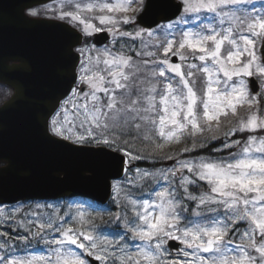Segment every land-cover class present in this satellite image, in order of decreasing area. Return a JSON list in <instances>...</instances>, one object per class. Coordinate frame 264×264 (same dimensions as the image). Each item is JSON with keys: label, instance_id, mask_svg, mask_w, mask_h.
<instances>
[{"label": "snow or ice", "instance_id": "snow-or-ice-1", "mask_svg": "<svg viewBox=\"0 0 264 264\" xmlns=\"http://www.w3.org/2000/svg\"><path fill=\"white\" fill-rule=\"evenodd\" d=\"M62 4L32 127L103 195L0 203V264H264V0ZM9 87L0 114L25 94Z\"/></svg>", "mask_w": 264, "mask_h": 264}, {"label": "water", "instance_id": "water-1", "mask_svg": "<svg viewBox=\"0 0 264 264\" xmlns=\"http://www.w3.org/2000/svg\"><path fill=\"white\" fill-rule=\"evenodd\" d=\"M50 1L0 0V75L18 73L25 90L17 107L0 114V157L10 162L9 177L0 188L5 193L0 195L2 204L55 199L68 191L83 193L79 197L90 200L103 195L94 190L86 173L80 174L77 157L43 146L32 127V100L44 93L46 81L54 78L64 59L57 42L60 29L55 27L64 22L39 18L26 23L20 19L19 9L28 5L26 12ZM98 37L94 40L98 46L109 40L106 33ZM58 171L65 175L62 183L58 182Z\"/></svg>", "mask_w": 264, "mask_h": 264}, {"label": "rangeland", "instance_id": "rangeland-1", "mask_svg": "<svg viewBox=\"0 0 264 264\" xmlns=\"http://www.w3.org/2000/svg\"><path fill=\"white\" fill-rule=\"evenodd\" d=\"M63 6L62 4V0H56L55 2L53 3H50V4H47V5H43V6H36L32 9L34 10H37L39 12V16H45V17H52L53 16V12L55 11L57 14L60 10V8ZM127 30H132V29H127ZM89 43H93L92 40L89 41ZM109 44V43H108ZM10 93V91L7 89V92H6V96ZM3 96H0V99L2 98ZM247 106H245L246 108ZM245 109H242L241 112L244 113ZM239 138V137H238ZM190 141H189V145H190ZM162 167V165L160 166ZM143 168V167H142ZM30 201H33V200H30ZM24 203H27L29 201H22ZM15 204V203H14ZM14 204H3L4 206H8V207H11L12 205Z\"/></svg>", "mask_w": 264, "mask_h": 264}, {"label": "trees", "instance_id": "trees-1", "mask_svg": "<svg viewBox=\"0 0 264 264\" xmlns=\"http://www.w3.org/2000/svg\"><path fill=\"white\" fill-rule=\"evenodd\" d=\"M187 143L189 144V141ZM183 146H184V144L182 143L181 145H172V148H173V150H175V149H177L179 147H183ZM138 166L139 167H145L146 165L143 164V163L138 162ZM160 166L161 165H157V167H160Z\"/></svg>", "mask_w": 264, "mask_h": 264}, {"label": "flooded vegetation", "instance_id": "flooded-vegetation-1", "mask_svg": "<svg viewBox=\"0 0 264 264\" xmlns=\"http://www.w3.org/2000/svg\"><path fill=\"white\" fill-rule=\"evenodd\" d=\"M0 96H3L1 99H0V104L6 99V93L4 94H0Z\"/></svg>", "mask_w": 264, "mask_h": 264}]
</instances>
